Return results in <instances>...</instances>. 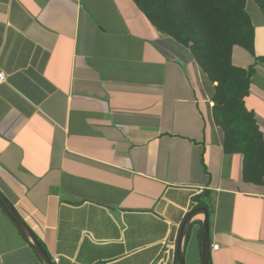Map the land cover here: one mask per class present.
Listing matches in <instances>:
<instances>
[{
	"label": "crops",
	"instance_id": "obj_1",
	"mask_svg": "<svg viewBox=\"0 0 264 264\" xmlns=\"http://www.w3.org/2000/svg\"><path fill=\"white\" fill-rule=\"evenodd\" d=\"M245 8L254 56L232 61L255 68L245 105L264 137V10ZM0 71V193L54 264H176L203 191L210 264H264V186L223 152L215 84L131 0H0ZM0 264H43L1 208Z\"/></svg>",
	"mask_w": 264,
	"mask_h": 264
},
{
	"label": "trees",
	"instance_id": "obj_2",
	"mask_svg": "<svg viewBox=\"0 0 264 264\" xmlns=\"http://www.w3.org/2000/svg\"><path fill=\"white\" fill-rule=\"evenodd\" d=\"M131 1L161 35L188 48L200 71L215 84L210 96L211 114L223 135V152L242 155L243 181L264 186V137L254 113L245 105L255 68H241L232 61L235 47L254 56L255 30L245 8L246 0ZM254 1L264 10L261 0ZM209 194L203 191L194 197L193 208L208 207ZM191 228L192 224L185 245ZM33 235L47 253L44 244Z\"/></svg>",
	"mask_w": 264,
	"mask_h": 264
},
{
	"label": "water",
	"instance_id": "obj_3",
	"mask_svg": "<svg viewBox=\"0 0 264 264\" xmlns=\"http://www.w3.org/2000/svg\"><path fill=\"white\" fill-rule=\"evenodd\" d=\"M0 207L4 213L9 217L13 224L17 227L20 234L26 239L27 243L30 244L33 250L38 255L39 259L43 264H54L49 255L42 249L36 238L34 237L32 231L27 226V224L22 220V218L17 214L14 208L9 204L7 199L0 193ZM202 215L204 217L202 221V238H201V263L210 264V251L211 243L209 238V225H208V215L207 209L199 208L192 210L186 218L183 220L176 241V261L177 264H185V253L184 245L187 232L192 223V219L197 216Z\"/></svg>",
	"mask_w": 264,
	"mask_h": 264
},
{
	"label": "built area",
	"instance_id": "obj_4",
	"mask_svg": "<svg viewBox=\"0 0 264 264\" xmlns=\"http://www.w3.org/2000/svg\"><path fill=\"white\" fill-rule=\"evenodd\" d=\"M3 82H5V75L3 72L0 71V84H2ZM211 105H213V104L211 103ZM217 248H218V245H216V244L211 245L212 250H216ZM56 261H57V259L55 260V262Z\"/></svg>",
	"mask_w": 264,
	"mask_h": 264
},
{
	"label": "rangeland",
	"instance_id": "obj_5",
	"mask_svg": "<svg viewBox=\"0 0 264 264\" xmlns=\"http://www.w3.org/2000/svg\"><path fill=\"white\" fill-rule=\"evenodd\" d=\"M193 263V256L192 253H187V257H185V264H192Z\"/></svg>",
	"mask_w": 264,
	"mask_h": 264
}]
</instances>
